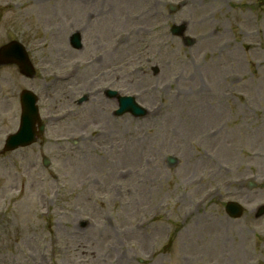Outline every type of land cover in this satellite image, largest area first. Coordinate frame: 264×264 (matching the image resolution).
Masks as SVG:
<instances>
[{"label": "rangeland", "instance_id": "rangeland-1", "mask_svg": "<svg viewBox=\"0 0 264 264\" xmlns=\"http://www.w3.org/2000/svg\"><path fill=\"white\" fill-rule=\"evenodd\" d=\"M12 40L36 75L0 67V264H264V0H0ZM104 88L147 115L114 116ZM23 89L45 133L1 153Z\"/></svg>", "mask_w": 264, "mask_h": 264}, {"label": "water", "instance_id": "water-1", "mask_svg": "<svg viewBox=\"0 0 264 264\" xmlns=\"http://www.w3.org/2000/svg\"><path fill=\"white\" fill-rule=\"evenodd\" d=\"M173 30L176 34H181L184 27H175ZM71 43L76 48L81 47L80 35L78 33L72 35ZM187 43L191 44L192 42L188 40ZM5 63H17L23 73L29 76L32 75V70L28 63L27 56L20 44L17 42H11L0 48V64ZM35 100L36 98L31 93L24 92L22 94V114L20 118V126L17 133L8 137L5 144V150H12L20 146H27L35 142L36 137L43 133L44 127L39 122ZM126 111H130L135 116H140L145 113V110L138 107L130 97L121 99L120 109L117 110L116 113L121 114ZM36 123L38 124V130L35 129ZM170 161L174 162L172 158L169 159V162ZM226 211L232 217H237L241 214L242 208L238 204L230 202L226 205ZM263 212L264 209H261L259 214H262Z\"/></svg>", "mask_w": 264, "mask_h": 264}, {"label": "bare ground", "instance_id": "bare-ground-1", "mask_svg": "<svg viewBox=\"0 0 264 264\" xmlns=\"http://www.w3.org/2000/svg\"><path fill=\"white\" fill-rule=\"evenodd\" d=\"M83 1V3H88L90 0H82ZM213 7V6H212ZM145 19H143L144 21H149V15L147 14V16H146V13H143V14H141ZM112 19H115V17L114 16H112ZM111 19V20H112ZM253 48H255L256 49V47H254L253 46ZM252 47L250 48V49H248L249 51H252V53L255 51V49H253ZM111 57H114V54H111ZM105 58H107V57H105ZM109 58V57H108ZM89 65V64H88ZM88 65H86L84 68H83V70H85V72H84V74H83V76H82V78H83V80H85L86 78H91L92 76H91V72L88 70ZM76 77H77V75L73 78V79H76ZM72 79V80H73ZM69 81H71V80H69ZM58 83V82H57ZM61 84H65V82H60ZM191 103V102H190ZM101 104V103H100Z\"/></svg>", "mask_w": 264, "mask_h": 264}]
</instances>
